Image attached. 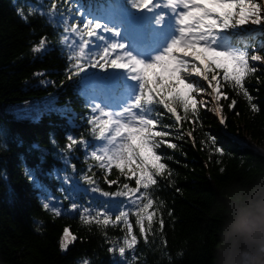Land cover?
I'll use <instances>...</instances> for the list:
<instances>
[{
  "label": "trees",
  "instance_id": "1",
  "mask_svg": "<svg viewBox=\"0 0 264 264\" xmlns=\"http://www.w3.org/2000/svg\"><path fill=\"white\" fill-rule=\"evenodd\" d=\"M52 2L0 0V264H81L84 257L91 264H122L108 251L109 239L115 242L123 236L120 226L105 230L93 225L89 229L80 222L78 213L67 211L73 201L97 207L105 200L92 199L81 179L90 174L89 164L95 161H88L79 145L67 154V160L64 153L68 135L96 143L87 124L93 89L87 78H68L62 28L56 22L50 23L48 16L39 12L29 15L27 22L17 14L19 6L26 14L29 6L46 13ZM56 2L60 12L72 7L68 0ZM109 2L113 3L73 0L82 10ZM246 28L260 32L264 25ZM41 37L47 38V50L33 53ZM260 40L264 36L256 43ZM106 75L99 69H89L88 73V77ZM256 75L260 81L250 79L246 86L261 111L252 112L244 98L225 88L237 105L229 109L230 101L221 102L225 106L224 124L214 112L202 109L195 124L191 117L182 122L183 139L174 133L171 139L178 145L176 149H160L170 157L166 163L172 173L170 180L160 181L155 193L163 202L158 218L165 226L162 233L149 234L145 243L135 217L130 216L139 240L136 264H212L227 189L253 181L258 170L264 169V71ZM162 122L171 125L174 119L165 115ZM188 132L192 137L186 135ZM70 165H75V171ZM93 171L104 191L116 190V185L105 182L100 169ZM64 176L71 178L68 183ZM117 178L115 170L107 176L108 180ZM120 180L123 182L122 177ZM46 197L64 209V214L55 217L45 210L42 203ZM66 226L78 241L62 252L59 242ZM158 227L154 224V229Z\"/></svg>",
  "mask_w": 264,
  "mask_h": 264
},
{
  "label": "snow or ice",
  "instance_id": "2",
  "mask_svg": "<svg viewBox=\"0 0 264 264\" xmlns=\"http://www.w3.org/2000/svg\"><path fill=\"white\" fill-rule=\"evenodd\" d=\"M68 2L72 7L65 12L57 10L56 0L46 13L35 6H29L27 14L23 6L17 8L26 22L29 15L39 12L62 28L68 78H87L93 89L87 124L96 143L68 135L64 153L67 160V154L79 145L87 160L95 161L89 164L90 174L81 179L89 193H98L105 201L97 207L73 201L67 211L78 213L80 222L89 229L93 225L105 230L120 226L123 236L115 242L109 239L108 251L122 264H136L139 240L130 216L135 217L145 243L149 234L163 232L164 220L158 218L163 202L155 193L160 181L170 180L172 173L166 163L170 157L160 149L178 147L171 138L174 133L184 138L182 122L191 117L195 124L204 109L214 112L224 124L225 106L221 102L230 101L229 109L237 105L225 88L244 98L252 112L261 111L246 85L253 78L259 82L256 74L264 71V40L256 43L264 36V29L256 32L246 26L264 25V0H121L89 10H82L73 0ZM132 9L144 15L136 16ZM122 27L128 34L124 38ZM46 41L41 37L33 53L45 52ZM89 69L107 75L88 77ZM165 115L174 123L163 124ZM186 135L192 137V132ZM70 167L75 171V165ZM94 168L103 172L109 186H117L115 191L100 187ZM114 170L118 178L108 180ZM70 179L64 176L65 183ZM42 207L55 217L65 211L48 197ZM77 241L72 229L64 227L61 251L68 252ZM81 264L91 261L84 257Z\"/></svg>",
  "mask_w": 264,
  "mask_h": 264
},
{
  "label": "clouds",
  "instance_id": "3",
  "mask_svg": "<svg viewBox=\"0 0 264 264\" xmlns=\"http://www.w3.org/2000/svg\"><path fill=\"white\" fill-rule=\"evenodd\" d=\"M229 186L212 264H264V169Z\"/></svg>",
  "mask_w": 264,
  "mask_h": 264
},
{
  "label": "rangeland",
  "instance_id": "4",
  "mask_svg": "<svg viewBox=\"0 0 264 264\" xmlns=\"http://www.w3.org/2000/svg\"><path fill=\"white\" fill-rule=\"evenodd\" d=\"M119 2H120V1L117 0V3H119ZM132 13H134V12H132ZM134 14H135V13H134ZM139 15H144V14H143V13H139ZM149 15H150V14H149ZM119 22H120V21H117V23H119ZM248 30H251V29H248ZM121 33H122V38H124V30H123V27H122V29H121ZM124 42L127 43L125 39H124ZM92 94H93V92H91L89 96L91 97ZM95 102L99 103L100 100H96ZM21 111L24 112L25 110L23 111V109H22ZM86 192H87L88 194H90L88 191H86Z\"/></svg>",
  "mask_w": 264,
  "mask_h": 264
},
{
  "label": "water",
  "instance_id": "5",
  "mask_svg": "<svg viewBox=\"0 0 264 264\" xmlns=\"http://www.w3.org/2000/svg\"><path fill=\"white\" fill-rule=\"evenodd\" d=\"M92 198H100V196H99V194L97 193V194H92L91 193V195H90ZM102 198V197H101Z\"/></svg>",
  "mask_w": 264,
  "mask_h": 264
}]
</instances>
